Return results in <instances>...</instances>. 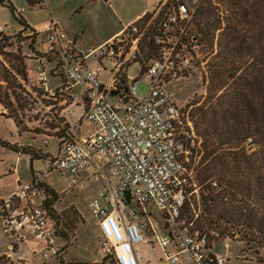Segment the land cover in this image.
Returning a JSON list of instances; mask_svg holds the SVG:
<instances>
[{"label":"built area","instance_id":"2783aa9c","mask_svg":"<svg viewBox=\"0 0 264 264\" xmlns=\"http://www.w3.org/2000/svg\"><path fill=\"white\" fill-rule=\"evenodd\" d=\"M171 1L164 0L156 14L132 22L109 43L85 52L55 23L39 33L49 49L34 59V81H22L28 113L53 122L63 136L57 139L56 157L48 153L42 161L46 173L31 176L27 184L20 179V192L0 200V226L10 251L26 245L40 258L38 264H61L69 254L72 244L60 238L57 223L44 206L47 189L42 185H50L47 177L55 172L70 178L73 186L82 180L102 181L88 202L103 237V256L115 264H139V245L159 247L166 264H182L185 256L191 264L234 261L215 251L223 237L219 232H201L182 216L199 187L188 167V122L167 87L203 64L202 42L191 30L201 0H193V7ZM4 32L0 27V34ZM146 40H152L157 52L147 61L137 60ZM89 59L101 66L90 69ZM104 59L115 65L107 82L100 75ZM133 63L141 66L140 79L127 77ZM140 81L148 86L142 98L136 90ZM76 96L82 97L84 114L79 130L73 132L61 113ZM87 122L95 129L89 135L84 134ZM48 144L44 140L41 146ZM148 207L157 210L158 218ZM230 241L227 236L224 246Z\"/></svg>","mask_w":264,"mask_h":264},{"label":"trees","instance_id":"16d2710c","mask_svg":"<svg viewBox=\"0 0 264 264\" xmlns=\"http://www.w3.org/2000/svg\"><path fill=\"white\" fill-rule=\"evenodd\" d=\"M43 1L25 2L33 8ZM220 2L225 5L223 17L214 13L216 8L211 0H201L191 29L203 46L209 44L211 47L219 32V52L212 64L209 89L210 98L215 101L208 108L199 107L195 111L200 122L208 123L199 132L204 143L196 148L192 147L190 139L186 140L190 153L188 167L195 172L197 186L206 193L200 194L199 201L192 196L182 216L193 221L201 232L217 231L230 239L241 234L247 243L264 247V0ZM0 4L13 15L18 14L11 0H0ZM22 17L19 14L15 18L23 27L19 33L30 30L38 36ZM7 39L1 36L0 44ZM143 48L147 52L144 54L141 48V57L137 60L147 61L157 52L152 40L146 41ZM15 60L16 63L9 62L7 66L0 58V105L11 113L17 112L15 106L20 110L24 107L18 91H25L22 81H28L24 62L19 58ZM11 119L20 127L16 114ZM0 145L30 156L31 161H43L47 154L43 153L46 147L42 146L34 152L32 148L2 141ZM251 146L254 150L248 151ZM42 186L47 189L45 209L56 221L60 238H66L59 228L62 221L56 210L58 196L49 184ZM3 258L1 256L0 261Z\"/></svg>","mask_w":264,"mask_h":264},{"label":"rangeland","instance_id":"374dc122","mask_svg":"<svg viewBox=\"0 0 264 264\" xmlns=\"http://www.w3.org/2000/svg\"><path fill=\"white\" fill-rule=\"evenodd\" d=\"M25 1L26 0H11L12 5L18 12L16 15H13L7 7L0 4V27L5 30L2 35L0 34V39L1 36L8 37L7 40L1 41L0 53L2 55H0V58L5 61L7 66L10 64L9 62L16 63L15 58L21 59L26 67L28 81H34V72L36 71L37 65L34 58L38 55L37 49L42 52H47L49 45L43 34L38 38V36L33 34L32 31H27L26 34L17 32L20 26L15 18L19 17V14H22L24 17L28 15L33 18L37 17L38 20L43 18V14L37 12V10L34 13H30L31 10L28 8ZM141 1L142 0H114L111 3V6L107 3H99L98 5L93 6L92 9L95 11L93 15L94 17H97V19L94 20V23L99 26L97 27L94 25L93 27L91 26V30L88 29V34H85L86 44L91 41L94 32H97V36H101L107 33L112 27L119 25L120 16L122 18L124 17V19L126 15H128L129 18L132 17L134 13L141 8L143 4ZM178 1L185 2L189 4V7H193V0H173L171 3H177ZM211 1L216 8L213 10L214 13L223 17L222 12L225 8L224 3L220 2V0ZM50 2L51 0L44 1L46 5H49ZM54 2H58V0H52V3ZM59 3H61V0ZM159 6L160 4L153 12L149 13L148 18L156 14ZM112 7L115 11L112 10ZM213 21H215V19H213ZM218 38L219 32H216L212 47L208 44L204 45L201 49L202 65L198 63L190 76L186 79H178L174 84L167 87L169 92L174 93L176 99L175 102L178 107L182 108L184 123L188 122L185 132V135L188 134L186 138L190 139L192 147L196 148L202 147L204 143V138H202L203 135L199 134V132L203 130L208 123L200 122V117L199 115H197V117L195 116V111L199 107L206 109L214 103L213 101H215L210 98L209 89L212 85V64L214 62V57L219 52L217 45ZM145 43L143 47H145ZM143 47L142 52L144 50ZM145 52L147 51L144 50L143 53L145 54ZM87 63L89 64L90 69H96L101 66L99 61L90 59ZM250 64L251 61L248 62L246 67ZM102 65L105 66V71L100 75L102 79L107 82L111 77V71L115 65L113 61L110 62L106 59L102 61ZM141 73V66L137 65V63L130 64V67L127 69V77L131 80L136 78L140 79ZM136 90L138 97H144L148 90L147 83L145 81H140L136 85ZM18 93L22 95V102L24 104V107L21 110L15 106L14 108L17 112L11 113V110L0 105V113L4 114L3 116L0 115V141L11 145L18 144L21 141L24 145H20L19 147H29L35 152L36 149H41L44 140H47L49 144L43 149V153L48 152L50 156L56 157L59 145L57 140L59 133L54 130L56 129V125L43 118L31 117L28 113L29 101L25 97V91H18ZM15 114L17 120L20 122V127H18L14 120L11 119V117H15ZM83 114L84 105L82 97L76 96V98H73L72 102L65 108L63 113H61V116L72 127V131L75 132L76 130H79V124L82 120ZM92 130L93 128L91 125L88 122L85 123L84 131L91 132ZM45 136L50 138H45ZM252 150H254V147H249L248 151ZM197 159L199 158L197 157ZM30 160L29 156L18 155L8 147L0 145V197H4L0 200H8L13 196V193L15 195L20 192L16 180L18 174L16 173L10 176L9 172L17 169L19 171V177H21L23 183L26 184L31 181L32 172L38 176L46 173V168L41 160L36 159L31 162ZM106 173L108 174L107 170ZM47 180L58 196L56 210L62 221L59 228L62 235L66 236L72 244L69 256H66L61 264H115L109 258L103 256L101 251V242L103 240L102 234L97 223L92 218V212L88 202V200L95 194L96 190L102 185V181H96V183L94 182L95 184H90L85 180H82L80 183L73 186L70 178L55 172L49 174ZM116 183V181H112L113 185H116ZM197 190V195L194 196L196 197V200L199 201L198 197L200 194L206 193V191L200 187ZM149 213L153 214V218H158L159 216L156 209H151ZM225 238H227V236H223L217 241L214 245V249L219 254H228L232 256L234 259L232 264H264V247H261L256 243H247L244 241L241 234H236V236L231 237L229 247H225ZM5 240L6 237L0 226L1 250H6L7 244ZM157 251H147L145 253V251L140 248L138 254L140 255V258H142V264H146L147 261H144L146 256L149 258V263L147 264H159L158 260L162 256L159 251ZM0 262L1 264H16L11 260L5 259V257ZM182 264H190V262L184 257Z\"/></svg>","mask_w":264,"mask_h":264},{"label":"crops","instance_id":"0c3cea01","mask_svg":"<svg viewBox=\"0 0 264 264\" xmlns=\"http://www.w3.org/2000/svg\"><path fill=\"white\" fill-rule=\"evenodd\" d=\"M44 1L39 6H36L33 8L28 7L31 10L30 13H34L37 10V12H41L43 14V18L38 20L37 17L33 18V17H29V15L26 17L23 16L22 18L25 20L27 25L33 31L37 32L38 38H39V36L41 35L39 33H41L42 31H45V29L50 25V23H55L59 27L60 30L66 33L69 39L74 41L77 49H79L82 52H85L86 51L85 49L87 50L96 49L102 46L103 44L105 43L107 44L111 40L117 38L119 35L122 34L123 28H125L126 26H128L129 24H131L132 22L136 20L143 19L147 14L153 12L156 9V7L159 4H161L163 0H142L141 2H143V4L141 8L138 9L132 17L129 18L128 15H126L124 19V17L122 18L120 16L119 25L112 27L107 33L101 36H97L98 35L97 32H94V35H92L91 37V41L87 42V44L85 42L86 41L85 34H88L87 33L88 29L91 30V26L93 27L94 25H96L97 27L99 26L98 24L94 23V20H96L97 17H94L93 13H95V11L92 9V7L95 5H98L99 3H107L109 6H111L112 5L111 3L114 0H65V1L61 0V3H59L60 0H58V2H54L56 4L52 3V0H51L49 5H46ZM112 10H114L113 7H112ZM19 26L20 27L18 28L17 32L23 29L21 25ZM26 32L27 31L23 33L26 34ZM37 51L42 54L46 53V51L42 52L38 49ZM2 114L3 113H0L1 116H3ZM91 127L93 128V130L91 132L84 131L85 135L87 134L89 135L95 130L92 125ZM84 129H85V126H84ZM14 145L20 146L24 144L20 141L18 144H14ZM45 153L48 154V152H45ZM18 155H23V154H18ZM23 156H28V155H23ZM16 173L18 174V176H16V180L17 182H19L21 177H19L20 175L17 169L9 172V175L12 176L13 174H16ZM1 198H4V197H0V199ZM151 209L152 208H150L149 211H151ZM5 241L7 244L6 250L0 249V257L4 256L5 259L11 260L13 263H16V264H21V262L18 261L19 258H21L22 260L30 261V263H33V264H38L40 262V258L37 255H32L30 248L27 247L26 245H19V247H17L14 251H10L7 237ZM140 248H142L145 251V253L147 251H157L158 250L162 256L158 260V263L166 264L164 262L163 252L159 247H148L146 245H139L138 248L136 249V254L138 257H140V255L138 254V250ZM68 256L69 254L67 255V257ZM185 257L187 258V261H189V258L187 256ZM141 259L139 260V264H142ZM148 259H149L148 256H146L144 259L145 262L147 261L146 264L149 263Z\"/></svg>","mask_w":264,"mask_h":264},{"label":"water","instance_id":"95a60500","mask_svg":"<svg viewBox=\"0 0 264 264\" xmlns=\"http://www.w3.org/2000/svg\"><path fill=\"white\" fill-rule=\"evenodd\" d=\"M2 115H4V114H2Z\"/></svg>","mask_w":264,"mask_h":264}]
</instances>
